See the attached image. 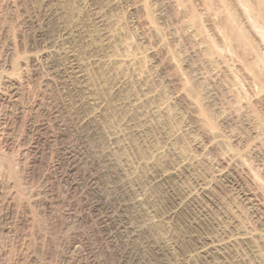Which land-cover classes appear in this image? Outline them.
I'll list each match as a JSON object with an SVG mask.
<instances>
[{"label": "rangeland", "instance_id": "1", "mask_svg": "<svg viewBox=\"0 0 264 264\" xmlns=\"http://www.w3.org/2000/svg\"><path fill=\"white\" fill-rule=\"evenodd\" d=\"M0 264H264V0H0Z\"/></svg>", "mask_w": 264, "mask_h": 264}]
</instances>
